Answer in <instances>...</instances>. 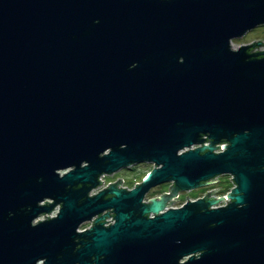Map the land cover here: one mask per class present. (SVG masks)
<instances>
[{
	"label": "water",
	"instance_id": "water-1",
	"mask_svg": "<svg viewBox=\"0 0 264 264\" xmlns=\"http://www.w3.org/2000/svg\"><path fill=\"white\" fill-rule=\"evenodd\" d=\"M263 24L264 0H0V264H264V42L231 46Z\"/></svg>",
	"mask_w": 264,
	"mask_h": 264
},
{
	"label": "rangeland",
	"instance_id": "rangeland-1",
	"mask_svg": "<svg viewBox=\"0 0 264 264\" xmlns=\"http://www.w3.org/2000/svg\"><path fill=\"white\" fill-rule=\"evenodd\" d=\"M260 40L261 42H264V24L263 25H258L254 28H252L251 30L247 31L243 36H241L240 38H234L231 40V46L232 47H237L241 44H245V43H250L252 41H257ZM264 49V45H261L259 48H257V50H261ZM256 50V49H254ZM151 164L148 163H139L133 166V168H120L117 171L113 172V174H107L104 179L110 180V179H114L115 177H120L122 176L123 179H125V184L130 186L132 184H134L135 182H139L142 178L143 175L146 174V172H148V170L151 168ZM220 180H221V185L223 187H226L229 185V180L227 178V175H220ZM213 185H210L208 187H212ZM207 187V188H208ZM165 188H168V184L165 183H161L159 185H156L154 187H152L149 192L146 194L147 196H152L153 194H160L162 192V190H164ZM204 187H197V188H193L190 190H183L180 191L179 193V197L176 199V201L172 203V205H178L182 202V200L184 199V196H189L191 198H194V196L198 195V193L203 190ZM177 207V206H176ZM85 225V224H84Z\"/></svg>",
	"mask_w": 264,
	"mask_h": 264
},
{
	"label": "built area",
	"instance_id": "built-area-1",
	"mask_svg": "<svg viewBox=\"0 0 264 264\" xmlns=\"http://www.w3.org/2000/svg\"><path fill=\"white\" fill-rule=\"evenodd\" d=\"M204 143H208V141H204ZM226 143L225 142H219V143H217L216 145H225ZM192 148L193 147H195V145H192L191 146ZM186 149V148H185ZM224 149V147H218V148H215V152H217V151H220V150H223ZM107 174H101V175H99L98 176V180H99V184L96 186V187H94V188H91L90 190H89V194H94V193H96L98 190H100V189H102L103 187H105V185L106 184H109V183H111V182H113V180L114 179H110V180H105L104 179V177L106 176ZM111 175V174H110ZM227 175V178H228V180H229V185L228 186H226V187H223L222 185H221V180H220V176H216L215 178H213V179H215V181H210V182H208L206 185H204V186H201V187H204L203 188V190H201L199 193H198V195H196V196H194V198H191V197H189V196H187V198L184 196V199L185 200H182V202L180 203V204H178V205H172V203H173V201L175 202L176 201V199L179 197V193L180 192H177L176 193V195H174L173 197H172V199H174V200H172L171 201V203H168L166 206H165V208H167V207H176V206H180L181 204H183L185 201H187V199H189V200H193V199H196V198H201V197H203V195H204V193L206 192V191H209V190H211V189H215V188H220L219 190H217V191H214V192H212L211 193V196L212 197H214V198H218V196H225V194L227 193V192H230V189L231 188H233L234 187V183L232 182V180L230 179V178H232V176L230 175V174H226ZM144 176V175H143ZM142 176V177H143ZM117 178H119L120 179V181L119 182H117V186L118 187H122V188H127V189H129L132 185H130V186H128V185H126L125 184V179H123V177L122 176H120V177H117ZM135 183H137V182H135ZM134 183V184H135ZM168 185H170V183H168ZM210 185H213L212 187H208V186H210ZM208 187V188H207ZM164 191H167V188H165L164 190H162V192L161 193H163ZM160 193V194H161ZM160 194H153L152 196H145L144 197V200H147V199H149V198H152V197H155V196H158V195H160ZM49 200V199H48ZM225 200H229V197H225V198H222V199H219L215 204H212L211 205V207H216V206H223V205H225L226 204V201ZM57 208H58V204H56L55 206H53V208L50 210V211H48V212H45V213H41V214H39L36 218H34V222L35 221H38V220H42V219H44V218H47V217H52V216H54L55 214H56V210H57ZM109 214H111L110 212H109ZM43 215H45V216H43ZM38 219V220H37ZM92 219H93V217L90 219V220H87V221H85L84 223H82L79 227H78V230H84L85 228H88L91 224H92ZM104 220H106V221H104V225H107V224H109V223H111L112 221H113V218H112V215H108V216H106L105 217V219ZM85 224V225H84Z\"/></svg>",
	"mask_w": 264,
	"mask_h": 264
},
{
	"label": "bare ground",
	"instance_id": "bare-ground-1",
	"mask_svg": "<svg viewBox=\"0 0 264 264\" xmlns=\"http://www.w3.org/2000/svg\"><path fill=\"white\" fill-rule=\"evenodd\" d=\"M189 200V199H188ZM186 202V201H185Z\"/></svg>",
	"mask_w": 264,
	"mask_h": 264
},
{
	"label": "trees",
	"instance_id": "trees-1",
	"mask_svg": "<svg viewBox=\"0 0 264 264\" xmlns=\"http://www.w3.org/2000/svg\"><path fill=\"white\" fill-rule=\"evenodd\" d=\"M132 168H133V166H132Z\"/></svg>",
	"mask_w": 264,
	"mask_h": 264
},
{
	"label": "flooded vegetation",
	"instance_id": "flooded-vegetation-1",
	"mask_svg": "<svg viewBox=\"0 0 264 264\" xmlns=\"http://www.w3.org/2000/svg\"><path fill=\"white\" fill-rule=\"evenodd\" d=\"M134 166V165H133Z\"/></svg>",
	"mask_w": 264,
	"mask_h": 264
}]
</instances>
